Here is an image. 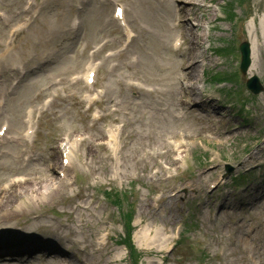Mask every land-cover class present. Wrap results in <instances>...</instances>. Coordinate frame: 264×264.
Returning <instances> with one entry per match:
<instances>
[{
    "label": "rangeland",
    "instance_id": "rangeland-1",
    "mask_svg": "<svg viewBox=\"0 0 264 264\" xmlns=\"http://www.w3.org/2000/svg\"><path fill=\"white\" fill-rule=\"evenodd\" d=\"M199 1L184 6L175 27V0H0V125H9L0 138V238L46 239L60 255L71 252V264H264V89L245 86L252 74L264 86V44L262 68L255 63L246 74L238 49L252 19L262 42L264 0ZM116 3L136 31L128 44ZM177 36L185 43L176 50ZM97 60L90 88L80 77ZM97 90L86 109L84 95ZM29 108L39 112L31 139ZM110 127L120 131L117 152L106 143ZM78 134L66 165L57 146ZM172 135L189 145L178 153ZM15 176L26 179L8 188ZM145 226L164 242L139 243L134 232Z\"/></svg>",
    "mask_w": 264,
    "mask_h": 264
},
{
    "label": "bare ground",
    "instance_id": "bare-ground-1",
    "mask_svg": "<svg viewBox=\"0 0 264 264\" xmlns=\"http://www.w3.org/2000/svg\"><path fill=\"white\" fill-rule=\"evenodd\" d=\"M179 1L175 0V2L181 4V6L178 8V10H179V14L182 15V16L185 13V9H184L185 5L186 6L195 5V4L200 5L199 4L200 3L199 0H183V1L187 2V4L186 3H181ZM259 25H260V29H261L262 42H260L258 40V36L254 32L255 31V24H254V20L253 19L249 23L248 33H249V36H250V40L249 41H250V50H251V59H252L251 67H253L255 65V63H256V65L261 69L262 66H263L262 57H261V46H262V44H264V12H262V14L259 17ZM187 29H188V27H187ZM189 56H190V54H189ZM251 67H250V69H251ZM190 70H191L192 74L196 73V68L194 66H192V65L189 67V71ZM187 86H192V85L189 84ZM192 89H194V87H192ZM119 132H120L119 128L110 127L108 129V137L106 138V141H107L106 143L109 144V146L111 148H113V150L115 152H117L118 149H120L121 138L119 136ZM169 138L171 139V142L175 145V150L178 153H180L182 147H186V146L189 145L187 140H186V137H183V136L179 137V136H176V135H174V136L172 135ZM78 140H79L78 137L68 138V139L65 138L63 140V142L61 143V145H60V148L62 149V153H63V158L66 159L67 163H69L71 161V159L74 157V151L78 147V144H79ZM156 143L157 144H161L159 141H157ZM132 150L135 152V148L134 147H132ZM158 153L159 152L157 151L156 154H154V155L158 156ZM183 157H185V156H183ZM130 166L133 167V163L130 162ZM152 167H156L157 171H159V166L156 163ZM113 168L115 169L114 174L120 176V172H123V169H124V162H123L122 156H120V155L116 156V164H115V166ZM60 173H62V177H61L62 181L66 180V181L69 182V179H71V177L69 176V173H66L65 168L60 169L59 170V174ZM19 180H21V179H19ZM8 188H9V186H8ZM47 188H50V187H46L45 188L46 191L43 192V193H45L44 195L46 197L50 196L53 193V192L49 193ZM52 190H55L54 192L57 191V189H55V188H52ZM32 199L35 200V198H32ZM0 202H2V201H0ZM85 204H86L87 211H92L93 210L92 204H90V201L86 202ZM22 208H23V204H20L19 205V209L21 210ZM94 210H95V207H94ZM1 218H6V217H4V214L1 215V217H0V227L1 226H5L4 223L6 222V221H1ZM79 221L82 222V219L79 218ZM82 224H83V222H82ZM63 225H64L63 223L60 224V226H63ZM100 230H101V228H100ZM100 230L97 227L92 229L91 230L92 237L96 233H100ZM72 233L73 232H71V234ZM134 236H135L136 240L139 243H143V241H146V240L154 241V240H158V239H160L161 243H163L164 240L166 239V236L163 235L158 230H156V234L155 235L151 236L150 232H149V228L147 226L137 229L134 232ZM102 239H103V237H102ZM26 241L30 242L31 245L36 244V242H39V243L43 242V246H41V247L40 246H36L35 248L33 247V250L26 251V253H25V251L23 252L22 250L13 251V250H10V249L2 250V252H5L6 255H12V254L14 255L15 252H18L20 255L19 256L16 255V258L20 257L19 261H18V262H21L20 264H27V263L31 262V260H35V259L37 260V259H40L41 257H43L44 260L47 259V262H49V264H53L54 262H56L57 264L58 263L59 264L60 263L61 264H71L70 263L71 261L69 260V258H71V256H68L69 253L71 254V252H67L68 253L67 256L60 255L57 251H55V249H53V247H54L53 244L54 243H52L50 241H46V239H40V237H35V236H28ZM44 242H45V244H44ZM26 244L28 245V243H26ZM50 247H52V248H50ZM77 247H78V241L74 240L72 242V248L75 249ZM84 247L85 248L86 247H93L92 241L91 240L90 241H86V245H85V242H84ZM14 248H16V247H14ZM11 249H13V248H11ZM98 250H100V249H98ZM77 251L79 252V250H76L75 252L73 251V253H78Z\"/></svg>",
    "mask_w": 264,
    "mask_h": 264
},
{
    "label": "water",
    "instance_id": "water-1",
    "mask_svg": "<svg viewBox=\"0 0 264 264\" xmlns=\"http://www.w3.org/2000/svg\"><path fill=\"white\" fill-rule=\"evenodd\" d=\"M239 47L242 54L240 69L243 73H246L250 64V49L248 41H242ZM247 86L254 93H257L262 89V84L255 75L247 79Z\"/></svg>",
    "mask_w": 264,
    "mask_h": 264
}]
</instances>
